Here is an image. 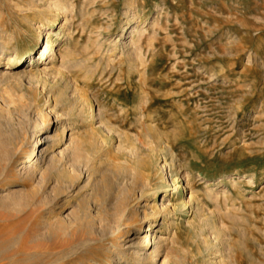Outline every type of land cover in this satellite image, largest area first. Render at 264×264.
<instances>
[{
	"label": "rangeland",
	"instance_id": "obj_1",
	"mask_svg": "<svg viewBox=\"0 0 264 264\" xmlns=\"http://www.w3.org/2000/svg\"><path fill=\"white\" fill-rule=\"evenodd\" d=\"M28 1L0 0V32L14 39L9 48L41 47H30L12 71L4 70L6 57L0 56V72L13 73L0 78V141L14 153L0 160V188L6 186L0 189V264H104L105 243L113 239L98 237L118 196L114 174L126 168L112 157H152L164 147L174 157L171 177L182 173L187 182L178 179L176 193L159 190L157 197L171 208L150 228L145 222L135 241L154 230L165 239L166 264H264V0H71L59 39L53 35L61 18L51 31L47 57L54 56L44 60L43 73L30 59L43 47L46 21L36 16L38 30L27 26ZM128 9L143 30L138 55L145 68L113 48L126 24H133L123 16ZM27 66L38 72L21 74ZM72 84L94 113L89 125L74 129L84 142L82 155L101 157L106 173H93L95 195L87 196L85 173L79 182L68 181L69 191L62 189L54 200L65 179L61 173L43 161L45 180L30 182L13 176L7 162L18 164L32 139L30 122L52 110L47 96L64 98L56 115L61 123L71 122L68 110L73 104L78 109ZM96 110L116 133L105 146V137L91 133ZM48 120L44 132L38 124L37 138L59 133L58 120ZM38 146L37 154L44 148L46 157H54L64 145ZM153 177L152 185L158 182ZM188 193L193 201L183 208ZM152 199L150 194L141 205ZM71 208L70 221L59 222ZM129 239L121 242L125 248Z\"/></svg>",
	"mask_w": 264,
	"mask_h": 264
},
{
	"label": "bare ground",
	"instance_id": "obj_2",
	"mask_svg": "<svg viewBox=\"0 0 264 264\" xmlns=\"http://www.w3.org/2000/svg\"><path fill=\"white\" fill-rule=\"evenodd\" d=\"M73 7L74 6L71 0H29L27 3V7L25 10L29 13V16L24 18L27 21L28 27H30L34 31L38 30V27H35L36 23L34 18L36 16H41L46 21L44 27V42H41L43 47L40 50L38 58L36 60H33V58L30 59L31 64L32 62L34 63V67H36L37 65H42V68L40 69L42 73L46 70V64H44V60L46 58H50L49 61H51L54 56V54L51 52L50 57H47V53L51 51L52 45L54 43V41L51 40V31L54 27H56V22L61 18L62 22H60L59 24L60 27L58 31L53 35L57 37V39H59L61 31L64 29V25H66L65 22L67 19V13L72 12ZM130 14V11H125L123 13V16L128 19ZM130 18V20L134 24V27L133 24H126L125 30L119 36L120 39L113 44V48H118L119 51L125 50V52L121 54H123L126 58H130L131 56L134 57L131 58L136 61L138 65L140 64L145 68V66L143 65L144 62L138 55L139 47L143 41V30L141 31V28L139 29L137 21L134 20V16H130ZM135 35L136 37H134ZM13 40L14 39L11 35L7 40L4 39V34L0 32V56L5 55L6 57V68H4L5 71L6 69H11V71L13 69H16V64H18L16 62L21 57L27 56L30 53L32 47L34 48V50L41 48L37 44H33L30 46L31 48L29 47L25 51L10 49L9 45ZM136 67V65L131 64L129 68H132V70H136ZM5 71L0 72V78L9 77L13 74L11 73V71ZM31 72L38 71L36 69H33L32 66H27L26 69L20 70L21 74ZM69 89L75 97L74 101L78 105V109L76 108L77 110H74V108L76 107H73L74 104L71 105L72 108L67 112L69 118L67 119L68 121L71 120V122H69L68 124L61 123L60 120H58L59 116L56 115V109L61 104H64L62 102V99L64 98H62L61 96H57L52 99L53 96H47L45 104H53V106H51L52 110L47 111V113L45 114H37L34 120H32L31 118L32 122H30V129L32 130L27 131L29 134L28 136H31L32 138H30L31 142L25 143L24 149L21 152V156L18 159V164L16 166H13L14 162L12 160L7 162V168L11 169L13 176L30 182L36 180L38 183L42 184L45 180L44 174L40 172L39 169V165L43 161L44 163H46L47 168L54 171L55 173H61L63 177H65V179L58 184V189L55 196L53 197L54 200L62 196L64 194V191H69L70 187L66 185L68 181L71 180V182H79L80 180H82L83 174L85 173H87V175L84 179V187L87 191H89L87 193V196H92V194L98 192V189H96L95 186L92 185V175H94L93 173L96 170L103 175L104 173H106V169L104 164L102 163L101 157H85L82 155L84 142L79 137L75 136L74 129H77L83 123H87V125H89L93 119L94 113L92 106L88 104L85 98L80 96L79 89L74 84L70 85ZM84 109H87L88 115H85ZM240 109L241 108L238 105L236 107L234 115L240 113ZM96 111L97 126L91 129V133H100L103 137H105L106 139L104 138L101 141V146H105L106 144H108L107 140H110L111 136H113L114 134L116 135V133L115 130L100 117V112L98 110ZM252 112H254V110H252ZM142 113L143 112L141 111L139 119L143 118ZM48 115L54 116V119L56 121L58 120V122L60 123V131L57 134L55 133V136L52 138L50 137L46 139L45 136V138L42 139L37 138L35 135L38 131V124H41V130H43V132L50 127ZM39 121H42V123H40ZM42 141L50 143L51 146H53L55 143L56 145L60 143V145L64 146L62 149L58 150L54 157H46L48 152L44 148L38 150L39 154H37V148L39 147L38 145H40ZM115 149L119 150L117 147ZM92 151L94 152L96 150L94 149ZM163 151H165L170 157H164V155L162 154ZM13 154L14 153H12L8 149L3 140L2 142L0 141V160L7 161L8 159H12V157L14 156ZM112 158L117 161L120 160L126 168H123V173L121 172L123 175H121V173L114 174V178L116 180L115 189L118 192V196L116 197L115 206L113 207L114 211L111 213V215L104 214L103 219L105 220V226H103L102 233L99 234L98 237V240L108 236H111L113 239V241L105 243V245L109 247V250L105 254L107 256V259L104 264H121L122 260L125 264H166L162 259L165 252V239H162L160 236L155 237V231L150 229L142 233V237L140 238V240H138V243L135 241V235L141 231L145 222L148 223V228H150L154 225L156 218L160 214H166L167 212H169V209L171 207L168 208L167 206H165L163 204V199H159V196L157 197L159 190H161L163 193H169V191H171L172 193H176L181 188L177 180L181 179L184 185H186L187 177L182 173H180L179 176L175 179L171 177L169 169L174 166V157H172L169 152V148L167 147H164V150H157L155 152H152V157ZM154 175H157L158 182L157 184L152 185L151 180L152 178H154ZM123 179L124 181H122ZM5 187L6 186L0 189H4ZM116 191L114 190L113 192L116 193ZM150 194L153 195L151 203L149 204L146 201V203H143L141 205L142 200L144 198L147 199V196H149ZM156 197L157 202L155 201ZM192 201L193 197L190 193H188L186 203L182 205L183 208H186V206ZM195 206L197 207L198 205L196 204ZM139 209L142 210V212L140 213L142 216H140V218L134 219L135 217H138L140 215ZM72 210L73 209L71 208L64 215H61L62 217H59L58 219L59 222L67 223L68 221H70ZM147 210L150 213V217L148 220L145 215V212ZM81 215L84 217L83 212L81 213ZM149 231L150 234L148 235ZM126 237H130V244L125 248V244H121V242L125 240ZM149 242L152 243L150 246H148Z\"/></svg>",
	"mask_w": 264,
	"mask_h": 264
}]
</instances>
